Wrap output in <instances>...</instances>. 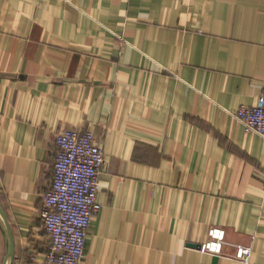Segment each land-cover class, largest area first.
I'll list each match as a JSON object with an SVG mask.
<instances>
[{
  "label": "crops",
  "instance_id": "1",
  "mask_svg": "<svg viewBox=\"0 0 264 264\" xmlns=\"http://www.w3.org/2000/svg\"><path fill=\"white\" fill-rule=\"evenodd\" d=\"M263 73L264 0H0V264L45 262L65 129L104 152L79 264H264V140L232 115Z\"/></svg>",
  "mask_w": 264,
  "mask_h": 264
},
{
  "label": "built area",
  "instance_id": "2",
  "mask_svg": "<svg viewBox=\"0 0 264 264\" xmlns=\"http://www.w3.org/2000/svg\"><path fill=\"white\" fill-rule=\"evenodd\" d=\"M246 132L264 140V73L256 102L232 112ZM57 148L50 187L42 194L40 218L49 236L44 264H79L84 257L86 236L92 217L101 205L97 201L104 152L91 131L65 129L55 136ZM198 251L222 255L225 229L212 226ZM251 245H234V258L247 263Z\"/></svg>",
  "mask_w": 264,
  "mask_h": 264
},
{
  "label": "water",
  "instance_id": "3",
  "mask_svg": "<svg viewBox=\"0 0 264 264\" xmlns=\"http://www.w3.org/2000/svg\"><path fill=\"white\" fill-rule=\"evenodd\" d=\"M0 214L4 218V213H3V211H2L1 208H0ZM8 239H9V254H8V256H11L12 257L13 256V253H14V242H13V238H12V235H11L10 232L8 233ZM4 264H6V261L4 262Z\"/></svg>",
  "mask_w": 264,
  "mask_h": 264
},
{
  "label": "rangeland",
  "instance_id": "4",
  "mask_svg": "<svg viewBox=\"0 0 264 264\" xmlns=\"http://www.w3.org/2000/svg\"><path fill=\"white\" fill-rule=\"evenodd\" d=\"M207 234H208V233H207ZM225 236H226V235H225ZM206 239H207V237H206ZM206 239H205V240H206ZM205 240H204V241H205ZM204 241H203V242H204ZM203 242H201V243H203ZM225 245H227V243H226V238H225V244H224V246H225ZM241 245H242V244H241ZM233 247H234V246H233ZM222 254H223V253H222Z\"/></svg>",
  "mask_w": 264,
  "mask_h": 264
}]
</instances>
